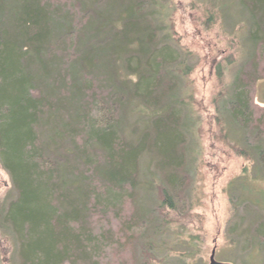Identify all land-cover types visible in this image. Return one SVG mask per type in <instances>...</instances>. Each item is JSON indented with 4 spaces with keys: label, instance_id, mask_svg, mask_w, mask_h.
<instances>
[{
    "label": "trees",
    "instance_id": "trees-1",
    "mask_svg": "<svg viewBox=\"0 0 264 264\" xmlns=\"http://www.w3.org/2000/svg\"><path fill=\"white\" fill-rule=\"evenodd\" d=\"M170 3L0 0V167L14 194L0 202V243L5 253L12 246V264H109L112 253L135 264V247L146 255L137 264L160 259L162 229L151 230L138 199L155 191L140 182L141 162L155 163L156 200L175 212L168 191L181 186L189 134L178 107L192 100L193 68L169 46ZM226 3L245 17L247 43L264 51V0ZM238 75L226 116L255 137L264 175V115L256 118ZM128 117L148 126L128 129ZM254 236L264 261V221Z\"/></svg>",
    "mask_w": 264,
    "mask_h": 264
},
{
    "label": "rangeland",
    "instance_id": "rangeland-1",
    "mask_svg": "<svg viewBox=\"0 0 264 264\" xmlns=\"http://www.w3.org/2000/svg\"><path fill=\"white\" fill-rule=\"evenodd\" d=\"M170 2L173 35L169 46L177 59L186 57V66L193 68L186 80L192 100L178 107L189 134L181 186L168 191L175 212L160 208L156 200L161 177L155 163L149 158L141 162L140 182L151 183L155 191L140 192L138 199L149 214L148 221L152 220L151 230L162 229L155 237L160 258L156 264H208L212 250L220 264H264L254 236V229L264 221V175L251 151L257 141L231 125L226 116L237 74L250 86L256 118L264 115V51L247 43L245 17L236 5L224 6L229 0ZM213 12L218 17L210 23L207 14ZM138 122L139 128L148 126L144 118L128 117V129ZM243 150L247 158L241 155ZM13 197L9 177L0 167V202ZM6 247L7 253L0 243V264H8L7 259L15 263L12 246ZM140 250L135 247L130 252L135 264L146 260ZM129 257L119 259L112 253L109 264H131Z\"/></svg>",
    "mask_w": 264,
    "mask_h": 264
},
{
    "label": "water",
    "instance_id": "water-1",
    "mask_svg": "<svg viewBox=\"0 0 264 264\" xmlns=\"http://www.w3.org/2000/svg\"><path fill=\"white\" fill-rule=\"evenodd\" d=\"M214 250H212L211 254H210V257H209V263L208 264H220V263H217L214 259Z\"/></svg>",
    "mask_w": 264,
    "mask_h": 264
}]
</instances>
